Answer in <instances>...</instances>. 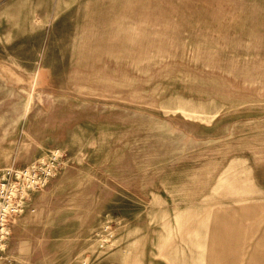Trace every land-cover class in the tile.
<instances>
[{
    "label": "rangeland",
    "instance_id": "374dc122",
    "mask_svg": "<svg viewBox=\"0 0 264 264\" xmlns=\"http://www.w3.org/2000/svg\"><path fill=\"white\" fill-rule=\"evenodd\" d=\"M5 183L12 264H264V0H0Z\"/></svg>",
    "mask_w": 264,
    "mask_h": 264
},
{
    "label": "built area",
    "instance_id": "2783aa9c",
    "mask_svg": "<svg viewBox=\"0 0 264 264\" xmlns=\"http://www.w3.org/2000/svg\"><path fill=\"white\" fill-rule=\"evenodd\" d=\"M30 173L29 170L26 171H20L19 176L28 175ZM32 186V184H30ZM11 188L7 189V185L0 184V208L2 205V199L5 198L6 204V210H4L0 215V264H12V260L8 255V245L10 241L11 236V223L10 219L13 217L16 213L20 212V206L22 204V199H13L12 197L8 201L6 196L4 195V192L7 190H10ZM11 195V194H10ZM19 200V201H18ZM1 210V209H0Z\"/></svg>",
    "mask_w": 264,
    "mask_h": 264
}]
</instances>
